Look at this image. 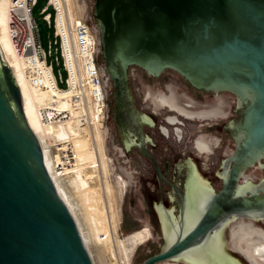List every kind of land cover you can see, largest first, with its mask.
<instances>
[{
  "label": "water",
  "instance_id": "obj_1",
  "mask_svg": "<svg viewBox=\"0 0 264 264\" xmlns=\"http://www.w3.org/2000/svg\"><path fill=\"white\" fill-rule=\"evenodd\" d=\"M92 15L127 147L153 159L144 113L129 86L133 66L152 76L171 69L198 90L228 91L236 100L226 126L235 146L219 171L222 187L209 195L192 226L186 225V194L174 187L178 212L166 210L165 217L176 224L175 236L167 243L162 235L160 251L140 264L197 248L232 214L264 217V178L256 187L239 183L248 168H264V0H94ZM37 30L44 46L42 22ZM153 162L161 182L165 177ZM0 264H93L1 37Z\"/></svg>",
  "mask_w": 264,
  "mask_h": 264
},
{
  "label": "rangeland",
  "instance_id": "obj_2",
  "mask_svg": "<svg viewBox=\"0 0 264 264\" xmlns=\"http://www.w3.org/2000/svg\"><path fill=\"white\" fill-rule=\"evenodd\" d=\"M65 1L69 19L68 25H64L63 29H59L60 31L68 30L82 16L86 17L96 30L95 19L92 15L94 0ZM8 3L9 0H2L0 5V37L2 43L4 42L3 44L6 47L8 45L12 53V60L21 72L27 92L32 103L34 102V109L39 120H41L40 107L53 106L60 111H66L67 117L64 119L56 122L51 121L50 123L40 122L43 130H45L46 137L50 135L49 138L47 137V145L50 148L48 149L51 155L56 158V163L58 162L57 165L61 168L64 180L75 196L77 217L80 218L82 230L84 227L83 232H85L84 236L86 235L87 247L90 251L88 252L93 264H140L146 257L159 252L163 245L160 227L152 205L160 199L165 201L167 207L172 206V203L168 202L166 196L160 195L153 178L150 161H147L134 147L128 150L123 148L113 120L114 88L111 81L106 80L108 116L104 118V121H102L101 115L93 106L89 82L83 69L76 77L79 81V89L77 90L71 86L70 88L53 89L32 85L24 72V63L16 57L12 49L7 33L6 9ZM46 3L47 0H36L32 15L37 22H43L41 19L43 12L41 10ZM47 9L50 12L53 11L51 6H48ZM52 30V26L51 28H45L44 49L46 51H48L49 43L48 34L50 33V37H53ZM100 63L102 65V59ZM60 65H62V57L58 52L55 59H50V66L56 76ZM60 72L62 78H64L66 73L61 68ZM181 80H183L182 77L171 69H165L160 75L152 76L139 67H131L129 70V86L136 108L158 120H163V114L167 115V113L176 116L177 113L174 109H170L166 105H157L153 101V98L159 94H166L167 96L172 94L178 105H184V101H189V97L194 96L195 100H198L195 108L198 110H211L220 105L219 109H223L225 113L224 118H221L222 115H220L218 119H215V121L221 120L220 123L236 115L234 111L235 97L232 93L220 91L218 96L210 93H197ZM58 85L60 87L65 86V84L60 83ZM82 91L85 94L84 100L74 102L72 96ZM149 92L151 97H147ZM160 112H162V115ZM188 117L178 116L180 121L189 126H187L189 138L200 133L218 134L217 131L210 129L203 128V131L200 130L199 122L202 121L198 120L197 117ZM143 128L146 132L151 130L147 126ZM69 140L75 142L76 149H78L76 151L80 154L81 168L77 172L68 169L64 159L62 163L58 158L59 155L63 157V151L58 147L67 141L70 142ZM162 140H164L166 146L185 148L184 143L180 144L172 135L170 138L162 137ZM233 148L234 142L230 139L229 144H226L223 150L231 152ZM188 150L193 157L200 159V162L204 164L207 170H205V175L211 181L210 184L213 188L215 190L221 188L220 181L213 175V169L217 167V161H211V154L209 152L201 154L200 151H195L192 146H189V143ZM244 173L255 180L264 178V168L259 165L248 168ZM119 175L126 180L127 187H124ZM196 205L198 217L203 206L197 203ZM240 218L248 217L242 216ZM145 225L150 227L153 236L151 239L137 244L138 241H141L137 238V234H128L139 230ZM260 225L264 228V220H260ZM238 244L239 242H237ZM240 245L243 250L247 247L242 242H240ZM240 252L238 249L234 250L236 255L245 259L248 264H252ZM155 264H166V260Z\"/></svg>",
  "mask_w": 264,
  "mask_h": 264
},
{
  "label": "built area",
  "instance_id": "obj_3",
  "mask_svg": "<svg viewBox=\"0 0 264 264\" xmlns=\"http://www.w3.org/2000/svg\"><path fill=\"white\" fill-rule=\"evenodd\" d=\"M35 4L36 0H9L6 9V26L10 43L16 57L24 63V72L29 82L41 88L62 89L71 86L77 90L79 81L76 77L83 69L89 82L93 106L104 121L108 116L106 82L108 78L103 72V62L102 65L100 63L102 58L97 30L86 17L82 16L68 30L60 31L59 29H63L64 25H68L66 1L47 0L41 10L43 12L41 19L44 32L46 27L52 26L53 37L48 34L49 43L46 51L45 39L44 46H41L38 38V22L32 15ZM48 6L52 7V12L47 9ZM58 52L62 57V65L58 67L56 76L50 66V59H55ZM60 68L66 73L64 78L61 76ZM59 83L65 86L60 87ZM81 93L72 96L74 102L84 100L85 94L83 91ZM39 115L44 123L56 122L67 117L66 111H60L53 106L40 107ZM63 158L64 161H73L74 154L69 149Z\"/></svg>",
  "mask_w": 264,
  "mask_h": 264
},
{
  "label": "bare ground",
  "instance_id": "obj_4",
  "mask_svg": "<svg viewBox=\"0 0 264 264\" xmlns=\"http://www.w3.org/2000/svg\"><path fill=\"white\" fill-rule=\"evenodd\" d=\"M3 46L10 60L12 68L15 72L17 80L20 84L24 97L27 101V104L29 106L33 119L35 121V124L41 136V139L43 141L44 147L46 149V152H47V155L50 161L54 180L56 181L57 185L61 189L66 199V202L79 227L84 244L87 250L89 251L87 247L88 245L86 242V238H85L86 235L84 236L85 232H83L84 227L82 230V226L79 221L80 218L78 219L77 217L78 213L75 207V196L72 190L67 186L61 169L60 170L58 169L59 166L57 165L58 162L56 163V158H54V156L51 155V152L49 151L50 148L48 147L49 145H47L48 143L47 139L49 138L50 135L47 136L48 137L47 138L44 133L45 130H43V127L41 125V122H40L41 120H39V117L34 109V105H33L34 102L32 103V100L27 92L21 72L19 71L14 61L12 60V55H11L12 53L10 52L8 45L6 47V45L3 44ZM159 101H161V103L163 102L167 104L170 108H176L177 110L183 112L186 115L193 116L195 113L192 110V107H191L192 103L190 100L184 101V105H187L190 108H186V106H183V105H177V102H174L171 96H168L165 99L159 97L158 102ZM234 104L236 105V100H234ZM211 113L216 114L218 113V111L212 110ZM200 114L204 115V113H201V112ZM144 117L146 120L147 118L145 114H144ZM67 142L63 143L58 148L61 151H63V156L66 155L69 149L73 152L74 154L73 161H65V163L66 165H70V166H67L68 169H71L77 172L81 168V160L79 157L80 154L77 153L78 149H76V146L74 144L75 142H73V140L68 143ZM58 158L63 163L64 158L61 155H59ZM189 170L185 169V172L188 173ZM193 170L196 173L197 181L192 186L191 194L193 195L192 196L193 202L190 199L188 200L186 197V209L185 210H187L188 212L186 214V225L187 226H190V225L192 226L198 218L197 217L198 214L196 213V208H197L196 203L199 204L200 206H203L206 199L209 197V195L215 192V190L209 184V180L207 176L205 175L206 169H205L204 164L201 163L200 161H194ZM262 182H263L262 179L255 180L250 175H246V173H243L242 181L239 180V183H241L242 185L251 186V187H256L259 184H262ZM172 208H170V212H169L170 216L172 214ZM157 214L159 218V227H160L161 235L166 237V241L168 243L172 241V239L175 236L174 227H176V224L173 225V227H171V223H169L165 217L166 216L165 212H163L162 215L159 212H157ZM240 217L242 216L232 214L221 225L216 227V229H214L211 232V234L205 239V241L200 246H198L197 248L191 249L189 251H186L184 254L176 258L166 260V264H179V263L180 264L181 263L182 264H248L245 259H243L242 257L234 253V250L236 251V249L241 251L243 255L246 256V259L250 263L264 264V228H262L260 225V220H264V217L256 216V215L248 216V218H240ZM173 221L175 222L174 219ZM145 232L141 231L137 233V238L139 240H142V238L147 237L145 236ZM237 242H239L238 244L239 246L237 245ZM240 242H242L243 244H245V246H247L244 249L245 251L243 250V247L240 245ZM130 262H131V259H130Z\"/></svg>",
  "mask_w": 264,
  "mask_h": 264
},
{
  "label": "flooded vegetation",
  "instance_id": "obj_5",
  "mask_svg": "<svg viewBox=\"0 0 264 264\" xmlns=\"http://www.w3.org/2000/svg\"><path fill=\"white\" fill-rule=\"evenodd\" d=\"M182 79L183 80L181 81L185 82L190 88L194 89V91L197 93H210L211 95H214V96L219 95L220 91L216 92V91H211V90L210 91L198 90L192 87L184 78ZM180 85H181V82H180ZM170 90H172V88H170ZM168 96H171L174 102H176V99L174 98L172 94H169ZM168 96L166 94H159L153 98V101L157 105H166L168 108H170L167 104L163 102L161 103V101L158 102L159 97L165 99ZM147 97H151L150 92L148 93ZM189 99L192 103V106H191L192 110L193 112H195L194 115L190 117H194V118L197 117L198 120L202 121V122H199L200 130H202L203 128L207 130L210 129L212 131H217L218 134L208 135V134L200 133V134H196L195 136H192L191 138H189V130H188L189 126L186 125L184 122L180 121L178 118V116L179 117L184 116L185 118H189L188 117L189 115L184 114L183 112L177 110L176 108H170V109H174L177 115L176 116L175 114L170 115L168 113L167 115L163 114L164 121L158 120L144 113L147 119L143 127L147 126L151 130H148L146 132L144 131V128L143 127L142 128H143L144 134L147 137V142H146L147 149L150 152V154L153 156L154 160L151 157H148L142 154L137 147L135 146L127 147L125 145L123 141V137L119 131L118 124L115 121V117L113 113V120L116 124V128H117V131L120 137L121 144L123 145V148L128 150L134 147L138 152H140L146 158L147 161H150V166L153 171V178L155 180L156 187L159 189L160 195L166 196L168 198V202L172 203V206L170 207L162 206V204L165 205V201L163 199H160L159 201H157V203H154L152 205V209L154 213L156 214L158 224H159V218H158L157 212H159L162 215L163 212L165 213H167V211L170 212V208L172 207H173V210L175 208L174 211L176 213L178 212L177 200L176 199L174 200L173 196H176L177 198H180V197H179L178 191H176L174 187L178 188L179 192H181L182 194H186L187 199L188 200L190 199L193 202V199H192L193 195L191 194L192 186L197 181L196 180L197 176H196L195 171L193 170V165H194V161H200V159H197L190 154L188 150V143H189V146H192V148L195 151H200L201 154H205L206 152H209V154H211V161H217V167L213 169V175L216 179L220 181L221 187H222V180L219 176V173H220L219 171L222 169V163L224 161H228L230 153H231L229 151L223 150V148L225 147L226 144H229L230 139L233 140L234 146H235L234 139L230 136L229 132L226 130V126L232 118L225 120L224 122H221V123H220L221 120L215 121V119H218L220 115H222L221 118H224L225 113L223 109H219L220 105H218L217 108L211 109V110H203V109L198 110V109H195L197 106L198 100H195L194 96L189 97ZM183 106H186V108H190L187 105H183ZM114 108H115V101H114ZM212 110H217L218 113L213 114L211 113ZM200 112L204 113V115L200 114ZM160 114L162 115V112H160ZM171 135L175 139H177L180 144L184 143L185 148H182V147L176 148L174 146L164 145V140H162V137L170 138ZM133 137L134 139H136V141L138 140L135 136ZM105 145H106V141H105ZM107 161H108V158H107ZM153 161H156V164L158 165L162 175L165 177V179H161V182L158 179V176L156 173V167ZM170 161H173V162L171 163ZM185 169L186 170L190 169V170L188 173H186ZM119 179L124 184V187H127L126 180H124L120 175H119ZM240 181H242V178ZM210 182L211 181H209V184ZM211 187L213 188L212 185ZM219 189L217 190L214 189V190L218 191ZM118 228H119V221H118ZM141 231H144V232L146 231L145 236L147 237H144L145 239L142 238V240L138 241L137 244H141L151 239L153 236L152 230L150 229L148 225H145L139 230H136L133 233H130L128 235L137 234Z\"/></svg>",
  "mask_w": 264,
  "mask_h": 264
},
{
  "label": "trees",
  "instance_id": "obj_6",
  "mask_svg": "<svg viewBox=\"0 0 264 264\" xmlns=\"http://www.w3.org/2000/svg\"><path fill=\"white\" fill-rule=\"evenodd\" d=\"M36 5V4H35Z\"/></svg>",
  "mask_w": 264,
  "mask_h": 264
}]
</instances>
